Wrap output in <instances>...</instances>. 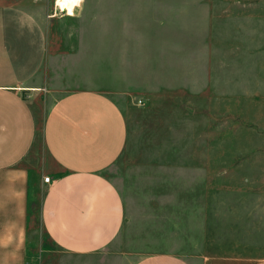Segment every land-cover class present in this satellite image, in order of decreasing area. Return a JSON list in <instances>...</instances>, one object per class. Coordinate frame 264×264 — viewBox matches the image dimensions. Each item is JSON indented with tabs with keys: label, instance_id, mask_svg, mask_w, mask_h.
Returning a JSON list of instances; mask_svg holds the SVG:
<instances>
[{
	"label": "rangeland",
	"instance_id": "obj_1",
	"mask_svg": "<svg viewBox=\"0 0 264 264\" xmlns=\"http://www.w3.org/2000/svg\"><path fill=\"white\" fill-rule=\"evenodd\" d=\"M18 2L46 38L41 112L66 93L127 83L113 96L127 141L106 171L124 219L103 263L134 264L154 253L192 264L264 260V0H175L142 31L119 30L116 16L100 15L98 0L68 11L55 0ZM124 55L128 64L150 62L143 70L156 75L103 80ZM33 153L49 163L40 140ZM28 236V264H65L36 202ZM44 245L51 251L40 252Z\"/></svg>",
	"mask_w": 264,
	"mask_h": 264
},
{
	"label": "crops",
	"instance_id": "obj_2",
	"mask_svg": "<svg viewBox=\"0 0 264 264\" xmlns=\"http://www.w3.org/2000/svg\"><path fill=\"white\" fill-rule=\"evenodd\" d=\"M18 1L0 4V264H28L34 202L45 237L65 264H104V251L124 219L122 197L106 171L127 141L126 117L113 98L127 83L121 88L109 84V92L66 93L41 112L35 102L45 88L39 79L46 38L36 16ZM98 1L100 15L116 16L119 30L133 25L130 31H142L137 27L158 25L156 17L175 9V0ZM80 2L69 3L70 8L78 10ZM143 64L150 62L134 57L128 64L124 55L113 62L112 75L106 71L102 79L113 76L124 83L138 75H156L155 69L143 70ZM38 140L49 163H40L33 153ZM40 249L43 254L51 251L45 245ZM134 264L192 263L175 254L154 253ZM202 264H208L206 257Z\"/></svg>",
	"mask_w": 264,
	"mask_h": 264
},
{
	"label": "bare ground",
	"instance_id": "obj_3",
	"mask_svg": "<svg viewBox=\"0 0 264 264\" xmlns=\"http://www.w3.org/2000/svg\"><path fill=\"white\" fill-rule=\"evenodd\" d=\"M58 5H60V8L63 10H68L70 8V4L67 2H58Z\"/></svg>",
	"mask_w": 264,
	"mask_h": 264
},
{
	"label": "snow or ice",
	"instance_id": "obj_4",
	"mask_svg": "<svg viewBox=\"0 0 264 264\" xmlns=\"http://www.w3.org/2000/svg\"><path fill=\"white\" fill-rule=\"evenodd\" d=\"M58 2H65V0H58ZM67 3H78L79 0H66Z\"/></svg>",
	"mask_w": 264,
	"mask_h": 264
},
{
	"label": "built area",
	"instance_id": "obj_5",
	"mask_svg": "<svg viewBox=\"0 0 264 264\" xmlns=\"http://www.w3.org/2000/svg\"><path fill=\"white\" fill-rule=\"evenodd\" d=\"M55 7H56V6H55ZM42 180H43L44 183H48V182H49V177H43Z\"/></svg>",
	"mask_w": 264,
	"mask_h": 264
}]
</instances>
